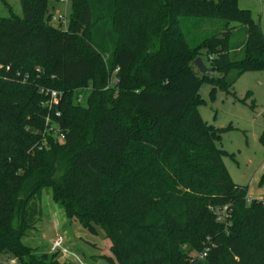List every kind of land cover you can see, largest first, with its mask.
<instances>
[{"label": "trees", "instance_id": "1", "mask_svg": "<svg viewBox=\"0 0 264 264\" xmlns=\"http://www.w3.org/2000/svg\"><path fill=\"white\" fill-rule=\"evenodd\" d=\"M21 1L23 17H0V258L62 264L23 241L50 188L70 221L111 241L108 264H264V199L248 201L233 181L222 129L199 111L203 81L231 92L264 70L251 10L238 0H71L65 30L50 12L62 0ZM185 18L218 28L194 40ZM204 55L212 76L194 64ZM47 118L57 125L48 136Z\"/></svg>", "mask_w": 264, "mask_h": 264}, {"label": "rangeland", "instance_id": "2", "mask_svg": "<svg viewBox=\"0 0 264 264\" xmlns=\"http://www.w3.org/2000/svg\"><path fill=\"white\" fill-rule=\"evenodd\" d=\"M239 6L249 9L254 19L259 22L264 35V0H238ZM50 12L53 17L59 14L64 16L65 24L52 20L53 24L68 28L72 12V1L62 0L52 3ZM12 14L23 17L21 0H0V17H10ZM215 20H197L195 18L183 19V29L194 39L201 40L211 36L218 28ZM203 59L207 64V57ZM208 65V64H207ZM116 81L111 82L105 88ZM77 101L85 104L87 88L76 90ZM199 95L204 103L199 107L202 118L209 124L222 129L220 147L228 155L224 162L232 179L241 185H248L252 180L254 187L261 188V176H257L264 162V142L261 137L264 132V70L248 71L242 74L235 82L231 92H226L203 81L199 88ZM56 128V124H50ZM47 130V136L52 132ZM55 137L58 135L53 134ZM262 174V173H261ZM253 200V199H252ZM257 200H263L258 197ZM42 216L33 230L28 231L23 241L40 252L49 255L56 253V259L62 264H108L101 259V255H111V241L105 238L104 232L93 235L77 221H70L62 207L52 199L50 188L42 190L41 200ZM63 238V247L54 249L58 238ZM3 264H21L10 254L1 256Z\"/></svg>", "mask_w": 264, "mask_h": 264}, {"label": "built area", "instance_id": "3", "mask_svg": "<svg viewBox=\"0 0 264 264\" xmlns=\"http://www.w3.org/2000/svg\"><path fill=\"white\" fill-rule=\"evenodd\" d=\"M53 20L55 21H57L58 23H63V24H65L64 22H65V18H64V16H62V15H58V16H54L53 17ZM0 68H1V66H0ZM115 80V79H114ZM116 81V80H115ZM60 97H61V95L58 93V92H56V91H52L51 92V98H52V102L53 103H58V101H59V99H60ZM57 115L59 116L60 115V113H57ZM47 122H46V125H47V127L49 128V126L51 127V120L49 119V118H47V120H46ZM54 128V127H53ZM51 129H52V127H51ZM55 135H58L59 137H60V140H63L64 139V137H63V135H59L58 133H56ZM248 201H251V199H248ZM226 209V207L224 208V210ZM223 217L221 216L220 217V219H222ZM59 247L60 248H64L63 247V238L62 237H60V238H58L57 240H56V242H55V244H54V246H53V248L56 250V249H59ZM206 256V253H203L202 254V256L201 257H205Z\"/></svg>", "mask_w": 264, "mask_h": 264}, {"label": "crops", "instance_id": "4", "mask_svg": "<svg viewBox=\"0 0 264 264\" xmlns=\"http://www.w3.org/2000/svg\"><path fill=\"white\" fill-rule=\"evenodd\" d=\"M263 171H264V162L262 163V165L260 167V172L257 176H259V175L261 176L262 175L261 173H263ZM239 183H241V182H238L237 184H239ZM239 185H241V184H239ZM245 186H248V198L249 199H251V200L252 199H258V197H260V199H264V186L256 189L253 185L252 180H250L249 184L245 185Z\"/></svg>", "mask_w": 264, "mask_h": 264}, {"label": "water", "instance_id": "5", "mask_svg": "<svg viewBox=\"0 0 264 264\" xmlns=\"http://www.w3.org/2000/svg\"><path fill=\"white\" fill-rule=\"evenodd\" d=\"M195 66L197 67V70L207 76H212L214 74V69L209 67L202 57H198L194 61Z\"/></svg>", "mask_w": 264, "mask_h": 264}]
</instances>
